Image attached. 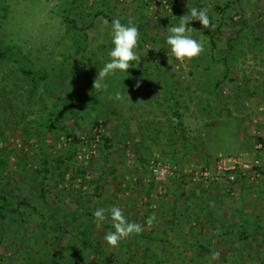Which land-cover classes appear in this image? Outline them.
<instances>
[{"label": "rangeland", "instance_id": "1", "mask_svg": "<svg viewBox=\"0 0 264 264\" xmlns=\"http://www.w3.org/2000/svg\"><path fill=\"white\" fill-rule=\"evenodd\" d=\"M191 7L207 8L210 24L190 23L203 50L180 62L166 55V36ZM114 18L138 28L137 58L127 76L108 75L94 88L109 60ZM0 49L7 51L0 60V197L17 209L0 226V261L106 264L41 217L58 204L69 223L92 204L99 183L104 221L112 222L107 209L116 205L142 226L110 246L103 238L110 228L88 224L109 264H142L145 250L163 253V242L142 238L152 230L204 246L211 238L237 241L224 257L199 246L166 247L163 264H264V0H0ZM170 91L184 114L185 142ZM43 158L49 183L65 172L46 203ZM77 167L85 178L70 180Z\"/></svg>", "mask_w": 264, "mask_h": 264}, {"label": "trees", "instance_id": "2", "mask_svg": "<svg viewBox=\"0 0 264 264\" xmlns=\"http://www.w3.org/2000/svg\"><path fill=\"white\" fill-rule=\"evenodd\" d=\"M229 6H230V3H227L226 7H229ZM226 7L223 6V8L221 10L224 11L226 9ZM191 8H193V7H191ZM191 8H188V9H191ZM236 12H237V10L234 11V13H236ZM167 20L171 24L173 23V20H171L170 17H168ZM238 21L241 22V28L239 30H243L245 28V26L248 25L247 24V17L245 15H242V19L240 18L237 20V22ZM239 32L240 31H238L236 33L234 39L229 41L230 43H233V42L236 43L238 41L240 34L239 35H237V34ZM6 55H7V51L4 49H0V60L3 57H5ZM224 65H225L226 69L229 68L228 62L225 61ZM22 71L28 77H30L34 80L45 78V75L37 73V72L33 71L32 69L22 68ZM225 73L228 74V71H225ZM221 82H222V79L218 80L216 82V86H218ZM170 92H171V98H172L174 104L176 105V108L174 110L175 115L178 118L176 127H177V130L180 131V135L182 136V140L185 142V141H187V135L185 132L186 128H185L184 121L182 118L184 114L179 109L180 108L179 101L175 97L174 91H170ZM226 110H227V113L229 115H231L230 110H228L227 108H226ZM105 139L106 140H105V143L103 144V147L106 148L109 138L107 136H105ZM261 139L264 140L262 137H261ZM1 153H2V151L0 150V155H1ZM48 162H49L48 159L43 158V163H42L43 175H42V179L39 181L40 196L45 203L48 202V201H46V197H47V194L50 191V189L52 187H57L60 180H62V178L65 174V172L61 173L59 171L58 178L59 177L60 178L59 179L55 178L52 184L49 183L48 179H49L50 174H51V167H50V164ZM0 163L4 164V159L2 157L0 159ZM69 171H70V180H75L78 177H80L82 179L85 178V174H86L85 171L86 170L82 167H77L76 169L69 170ZM99 187H100L99 183H96L97 189L93 195V199H92V197H90L92 204L90 206H88V208H86V210L83 213L75 212V214L73 216H71V218H69V223L65 222L66 219H64L65 218V217H63L64 215L62 216V214L64 212L62 210H60V206L58 204L52 205V207L49 210V212L51 211V212H53V214L56 215L55 218H53L51 215H49L48 211L42 213L41 217L44 218L45 221L49 223V227H51L55 231L59 232L62 236L64 234L65 235L69 234L70 238L81 240V244H82V247L84 250L87 249V251H90V250L95 249L96 250L95 257L98 260H106V264H109L107 257L105 255L107 253L106 249H104L103 247L98 245L95 240L89 238L87 235L88 230H89L88 228H90L91 226L93 228L105 226V227L110 228V230H113L112 222H109V221L108 222L104 221L100 225H97V223L94 222L93 225L88 227V224L90 222L92 223L93 221H95L94 216H93L94 210H96L97 208H100V207H104L103 206L104 205V199L102 197L103 193L99 189ZM0 198H2V200L0 199V226H3V225L8 223V212H14V211L16 212L17 209H16V207H9L8 200L5 196H2ZM149 202H150V200H148V203ZM57 221H59V222L57 223ZM76 222H78V223H76ZM142 238H144L146 241H153V242H154V240H160L161 242H163V244L165 246V247H163V245H162L161 249L164 250V252L161 254L159 252L156 253V251H152L151 253H149L148 250H145L143 252V261H142L143 263L142 264H144V263L146 264L147 262H149L148 259H150V258L154 259L153 260L154 262H152V264H163L165 262V260H168V256H169V254H167L166 247L178 248L180 250H183V248H189V249L193 250L195 247L199 246V247H202L203 249H205L209 252H214L217 257H224L229 251H232L235 248L234 245L237 242L236 240L228 239L225 237H222L221 239L211 238L209 243L206 246H204V245H198L196 241H192L187 234L177 235L175 233H171L168 235L163 234L161 236H153V230L142 235ZM241 238H243V237H241ZM0 243H1V239H0ZM147 248H149V247L147 246ZM165 254H167V255H165ZM24 257H26V255H24ZM2 260L3 259H1L0 264H4Z\"/></svg>", "mask_w": 264, "mask_h": 264}, {"label": "clouds", "instance_id": "3", "mask_svg": "<svg viewBox=\"0 0 264 264\" xmlns=\"http://www.w3.org/2000/svg\"><path fill=\"white\" fill-rule=\"evenodd\" d=\"M198 20L203 28L207 29L210 24V17L208 10L205 7L197 9L193 7L180 16L177 24L168 27V35L166 36V44L168 45L166 55L174 57L177 61L184 62L197 57L203 50V44L197 39L193 38L189 33L191 28L188 27L191 21ZM214 25H211L213 27ZM111 37L112 48L108 52L109 60L106 61L103 67L98 69V75L94 80V88L101 86V80L106 76L116 74L117 72L122 76H127V70L132 67L130 61L137 58L136 47L139 37L138 28L135 24L129 22L128 24L121 23L120 19L114 18L111 22ZM141 81L137 80L133 87L139 88ZM115 99L122 98L119 90L114 93ZM106 209L103 207L97 208L93 212L95 222L100 225L105 219ZM108 217L112 221L113 230L108 231L104 235V240L110 246H115L120 240L127 238L133 233H140L142 226L139 223L126 220L122 214L121 209L116 205H111L107 209ZM156 219L152 214L146 218L145 223L152 225Z\"/></svg>", "mask_w": 264, "mask_h": 264}]
</instances>
